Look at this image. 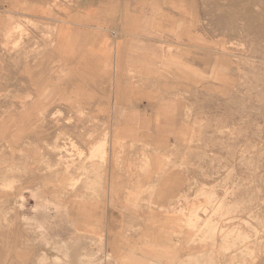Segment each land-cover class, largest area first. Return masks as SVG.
<instances>
[{
    "label": "rangeland",
    "instance_id": "obj_1",
    "mask_svg": "<svg viewBox=\"0 0 264 264\" xmlns=\"http://www.w3.org/2000/svg\"><path fill=\"white\" fill-rule=\"evenodd\" d=\"M0 264H264V0H0Z\"/></svg>",
    "mask_w": 264,
    "mask_h": 264
},
{
    "label": "crops",
    "instance_id": "obj_2",
    "mask_svg": "<svg viewBox=\"0 0 264 264\" xmlns=\"http://www.w3.org/2000/svg\"><path fill=\"white\" fill-rule=\"evenodd\" d=\"M164 20H167V18H164ZM60 34H61V37H62V40L63 41H65V40H67V38H68V31H65V29H61V32H60ZM102 42H104V39L102 38ZM102 45H104V44H102ZM112 48H113V53L114 54H116L117 53V51H118V47H119V42H118V40H115L114 42H112ZM115 49H116V51H115ZM100 52L101 53H106V51H105V48H103V50H100ZM99 52V53H100ZM108 54V53H107Z\"/></svg>",
    "mask_w": 264,
    "mask_h": 264
},
{
    "label": "bare ground",
    "instance_id": "obj_3",
    "mask_svg": "<svg viewBox=\"0 0 264 264\" xmlns=\"http://www.w3.org/2000/svg\"><path fill=\"white\" fill-rule=\"evenodd\" d=\"M11 3V2H10ZM3 5V4H2ZM115 51H116V49H115ZM56 57V56H55ZM39 71V70H38ZM37 73V72H36ZM245 161V160H244ZM47 218V217H46ZM75 237V236H74ZM65 246V245H64Z\"/></svg>",
    "mask_w": 264,
    "mask_h": 264
}]
</instances>
